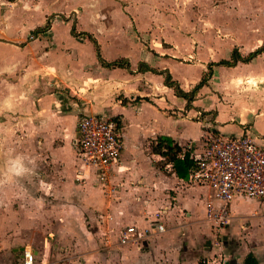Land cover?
<instances>
[{"label": "crops", "instance_id": "obj_1", "mask_svg": "<svg viewBox=\"0 0 264 264\" xmlns=\"http://www.w3.org/2000/svg\"><path fill=\"white\" fill-rule=\"evenodd\" d=\"M57 1L0 0V119H6L0 120V134L11 125L19 133L16 137L33 136L34 170H39V181L51 189L53 184L59 185L58 189L63 185L62 190L78 188L83 201L81 207L62 210L66 224L58 227L76 237L74 252L66 254L71 257L64 259L56 251L50 255L46 240L35 246L19 237L13 250L18 252L20 264L22 248L34 251L36 264H227L232 259L243 264L250 253L259 258L264 242L242 243L235 237H253L256 230L245 229L248 217L240 214V209L246 202L261 209L264 199L235 200L230 225L218 229L207 216L211 189L189 184V176L178 177L173 164L154 154L152 147L158 138L168 137L182 148L180 158L187 152L191 158L205 149L209 136L247 135L264 148V53L249 63L213 67L214 78L189 100L166 84L165 75L145 70V65L168 71L180 89L190 92L209 63L199 62L197 75L196 58L184 64L169 51L154 49L146 52L144 59L133 53L135 63L142 60L138 70L131 57L122 63L124 67L106 66L103 62L112 61L102 55L101 38L92 34L86 20L83 23L88 31L79 34L77 21L75 25L63 19L49 24L48 31L42 29L46 17L64 13L58 8H72ZM80 34L87 35L86 43L78 41ZM41 43L43 50L38 49ZM261 46L236 48L247 56ZM197 54L195 51L193 56ZM185 66L193 67V73L186 74ZM216 78L222 79L220 85L225 79V93L216 91ZM82 114H107L120 121L124 150L111 176L115 190L109 194L96 185L90 170L85 173L87 180H77L84 170L75 149ZM7 134L11 136L9 131ZM25 142L16 140L20 147L27 146ZM159 162H163L161 168ZM25 167L20 158L0 166V182L8 186L5 192L1 188V193L7 201L27 200L24 191L16 192L10 186L14 180L22 182L16 174ZM49 212L52 215V210ZM158 213L165 226L163 233L152 229ZM132 226L149 229L152 234L141 242L122 244L123 230ZM223 233L225 243L219 244ZM234 242L237 246L232 248Z\"/></svg>", "mask_w": 264, "mask_h": 264}, {"label": "rangeland", "instance_id": "obj_2", "mask_svg": "<svg viewBox=\"0 0 264 264\" xmlns=\"http://www.w3.org/2000/svg\"><path fill=\"white\" fill-rule=\"evenodd\" d=\"M57 2L62 5L67 3L68 7L72 6V8L70 10L58 8V11L64 13H53L46 17L43 30L48 31L49 24L55 23L56 19H63L74 21L75 25L77 21L79 25L76 33L79 34V31L86 30L87 25L83 23L86 20L87 24L90 23L89 28L94 31L90 30L91 33L101 38L98 41L102 55L110 58L112 63H123L125 59L130 60L131 57L134 61L133 67L137 70L142 60L135 63L136 58L133 57V53L137 58L144 59L148 51L152 52L156 49L160 52L169 51L184 64H191L196 58L198 75L199 62L211 64L213 61L229 60L236 47L243 50L255 44L264 46V0H58ZM73 12H76V15H73ZM77 39L84 44L88 37L80 34ZM43 48L44 45L41 43L38 49L43 50ZM195 51L199 53L197 56H193ZM209 64L198 82L209 74ZM193 69L189 66L183 70L186 74H192ZM213 72L211 77H207L208 82L214 78L215 69ZM221 80L216 78L213 86L216 91L225 93L227 85L224 78L223 84L220 85ZM11 121L17 120L11 119ZM10 126L0 134V166L5 165L7 160L20 158L24 162L26 166L24 170L15 173L22 182L14 180L15 182L10 186H14L16 192L24 191L27 200L7 201L2 196L1 188L5 192L8 186L5 187L0 182V264H20L19 254L13 250L19 237L35 246H39L36 242L46 240L47 252L50 255L56 251L63 254L66 259L71 255H66L69 251L74 252L77 240L72 233L69 235L60 231L58 227L66 224L63 209L71 206L77 208L83 204L81 190L78 188L62 190L63 185L60 184L62 193L57 184H53L51 189L50 185L41 183L37 177L39 170H34L33 136L20 134V140H25L27 143V146L20 147L16 144V140L19 139L16 137L18 132ZM7 131L11 136L7 137ZM162 165L163 162L157 163L160 168ZM246 203L240 209V214L248 217L244 227L256 232L250 238L246 236L247 234H239L235 238L248 244L264 242V206L260 209L256 203ZM20 208L23 213L19 216L17 211ZM50 210L53 212L52 215ZM255 210L257 215L254 216L252 213ZM9 223L13 225H8ZM256 234L259 238L255 237ZM223 235L224 233L221 236L219 234V244L225 243ZM233 245L229 244L235 248L236 242ZM237 256L241 257L239 253ZM59 259L61 258L56 260ZM258 259L264 264V252Z\"/></svg>", "mask_w": 264, "mask_h": 264}, {"label": "built area", "instance_id": "obj_3", "mask_svg": "<svg viewBox=\"0 0 264 264\" xmlns=\"http://www.w3.org/2000/svg\"><path fill=\"white\" fill-rule=\"evenodd\" d=\"M79 139L75 149L83 164L77 180H87V170L96 177V185L106 194L115 190L112 185L113 169L121 162L124 142L120 121L110 115L82 114L78 122ZM194 166L189 175V184L206 186L212 191L207 201V216L218 229L231 223V205L235 200L264 199V148L249 136H209L205 149L191 156ZM215 202H219L216 206ZM154 233L165 232L156 215ZM152 234L149 229L126 227L120 237L121 243L141 242ZM21 264H36L32 249L22 253Z\"/></svg>", "mask_w": 264, "mask_h": 264}, {"label": "trees", "instance_id": "obj_4", "mask_svg": "<svg viewBox=\"0 0 264 264\" xmlns=\"http://www.w3.org/2000/svg\"><path fill=\"white\" fill-rule=\"evenodd\" d=\"M10 1H15V0H10ZM262 53H264V46L257 48L255 51L249 53L247 56L241 55V53L239 52V49L235 48L232 52L231 59L229 60L222 59L221 61L211 63L209 67V74L205 75L202 78V80L190 92H185L182 89H180L179 85L173 80L171 74L168 71L159 72L155 69L149 68L146 65L144 68L145 70L165 75V82L167 85L173 87L179 96H182L186 99L191 100V98H194L201 88H203L205 85L208 84L209 79L207 77L212 76L213 67L215 65L232 67V66H236L239 62L249 63L254 58L261 55ZM103 63L106 66H110V67H113V66L124 67L123 64L119 62H113V63L103 62ZM152 150L154 154H159L163 156L167 162H171L173 164L174 170L178 177L184 178V179L188 178L189 173L191 172L194 166V160L190 158L189 152L186 153L183 159L180 158L179 154L181 153L182 148H180L179 145L175 144L174 141L168 137L158 138L157 142L153 144ZM228 263L237 264L235 259L230 260ZM243 264H263V263L260 262V260L254 254L250 253L245 258Z\"/></svg>", "mask_w": 264, "mask_h": 264}, {"label": "water", "instance_id": "obj_5", "mask_svg": "<svg viewBox=\"0 0 264 264\" xmlns=\"http://www.w3.org/2000/svg\"><path fill=\"white\" fill-rule=\"evenodd\" d=\"M21 251L24 252V248H22ZM227 264H229V263H227Z\"/></svg>", "mask_w": 264, "mask_h": 264}]
</instances>
